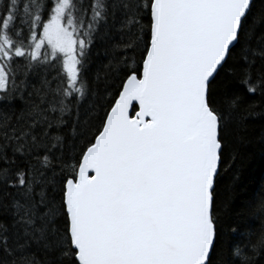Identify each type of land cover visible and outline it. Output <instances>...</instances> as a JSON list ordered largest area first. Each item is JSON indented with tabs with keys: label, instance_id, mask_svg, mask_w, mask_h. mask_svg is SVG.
Here are the masks:
<instances>
[{
	"label": "snow or ice",
	"instance_id": "1",
	"mask_svg": "<svg viewBox=\"0 0 264 264\" xmlns=\"http://www.w3.org/2000/svg\"><path fill=\"white\" fill-rule=\"evenodd\" d=\"M255 120L264 0H0V264H264Z\"/></svg>",
	"mask_w": 264,
	"mask_h": 264
},
{
	"label": "trees",
	"instance_id": "2",
	"mask_svg": "<svg viewBox=\"0 0 264 264\" xmlns=\"http://www.w3.org/2000/svg\"><path fill=\"white\" fill-rule=\"evenodd\" d=\"M93 71L98 69L102 63L103 53L96 54L94 50ZM238 134L233 137L231 151L238 153L237 159L229 160L225 165L226 171L223 175V183L229 189L225 197H231L233 193L243 194L249 189L264 186V146L261 145V137L264 136V121H251L247 130L242 133L243 141ZM229 165H233L229 167ZM234 186V187H233Z\"/></svg>",
	"mask_w": 264,
	"mask_h": 264
}]
</instances>
